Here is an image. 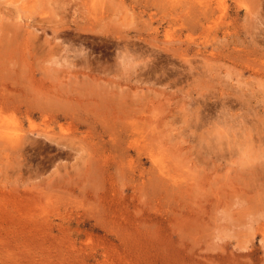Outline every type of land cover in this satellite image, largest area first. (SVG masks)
Returning <instances> with one entry per match:
<instances>
[{"label": "rangeland", "instance_id": "1", "mask_svg": "<svg viewBox=\"0 0 264 264\" xmlns=\"http://www.w3.org/2000/svg\"><path fill=\"white\" fill-rule=\"evenodd\" d=\"M4 1L0 2V9L4 10L0 11V24L4 20L11 22L17 34H21L17 36L21 40L17 42L15 58L12 61L0 58V79L8 82V89H0L8 91H2L6 95L15 94L11 91L15 78L22 81L30 75L38 80L46 78L48 72L68 74L70 71L71 74L77 67L81 69L82 56L86 57L88 51L97 56L103 55V49L108 50L104 57L109 59V64L115 63L118 61L114 53L116 34H124L123 41L139 42L143 49L170 44L169 40L176 47L181 44L180 50L189 42L190 47H186L187 54L160 60H148L129 51L132 55L127 57L128 65L124 63L118 71L103 74L102 81L115 94L126 95L134 106L147 110L170 98L169 106L174 110L163 122V137L170 142L180 140L179 145L184 147L180 153L165 157L168 161L163 158L167 162L164 165H168L164 169L169 172L161 176L163 180L156 177L159 173L148 157L150 147L138 150L132 146L127 150L124 149L127 142L120 145L121 127L112 128L115 134L105 133L103 138L96 133L98 129L94 134L84 131L89 129L84 115L93 108L96 110L93 104L76 105V111L83 113L78 112V116H82L85 127L80 128L83 132L65 137L66 153L59 158L51 157L58 152L57 143L44 135L32 133L43 140L46 154L28 151L21 155L9 144L10 137L0 136V264H264V239L260 232L264 226V190L254 192L260 180L251 178L250 172L238 174L250 166L249 158L264 172V140L262 151L245 145L241 153L236 152L234 162H226L228 155L235 152L226 149L230 146L237 149L238 145H228L216 138L221 132L219 125H224L217 118L221 101L236 97L242 104L238 108L234 101L231 109L236 114V126L237 121L243 128L255 120L250 125L255 128H247L256 135L258 125L260 134L264 135V0H223L220 5L219 0H212L211 8L206 7L208 16L201 13L197 0H126L128 16H124V10L116 9L118 12L114 13L111 9L114 16L110 14V20L107 17L94 22L89 18L88 5L83 4L87 0H32L30 6H22L25 0L5 1L7 4ZM173 4L177 5L173 7ZM210 15L213 18L202 27L200 20L205 21ZM115 16L120 17H117L119 23ZM54 26L63 31L61 39L53 36ZM113 27L117 29L114 34ZM188 33L191 41H185ZM82 36L87 40L83 42ZM49 39L58 46L53 45L58 48L59 59L50 50L48 53ZM1 41L0 54L5 50ZM80 45L82 48H77ZM40 48L44 54L39 52ZM32 52L36 54L33 57ZM48 56L55 57V61ZM61 61L64 66L59 64ZM70 62L78 66L72 69ZM131 62L138 63L130 67ZM150 66H156L154 73L147 71ZM196 103L205 104L199 108L204 110L208 128L220 122L214 128L219 134L215 135L212 129L207 142L200 140L197 133L184 131L188 123L193 124L190 119L197 114L193 112ZM160 106L164 108L168 104ZM10 109H0V118L6 120L10 127L7 129L14 133L12 136L15 130L28 132L30 126L25 113L15 107ZM238 110L245 111L247 117ZM239 114L245 117L244 121L243 117L239 118L244 123L237 120ZM90 115L93 116L92 112ZM229 115L225 119H232ZM40 117L37 109L33 119L39 127L43 125ZM62 122L67 123L61 119L53 126L56 134L49 127V135L57 136ZM111 124H120L118 117ZM236 126L232 128L237 129ZM179 131H183L180 135L184 137H178ZM226 152V158L221 157ZM186 156L191 159H184ZM195 168L201 171L195 172ZM188 173L202 178V186L185 185L182 178L193 176ZM190 178L191 182L194 178ZM217 179H222L219 184L215 182ZM187 186L193 189L187 190ZM235 188L237 192L238 188L244 190L245 200L234 195ZM251 248V255H245Z\"/></svg>", "mask_w": 264, "mask_h": 264}, {"label": "bare ground", "instance_id": "2", "mask_svg": "<svg viewBox=\"0 0 264 264\" xmlns=\"http://www.w3.org/2000/svg\"><path fill=\"white\" fill-rule=\"evenodd\" d=\"M1 1L2 0H0V2ZM5 1L6 2L8 1L9 3H15V1H17V0H5ZM31 1L32 0H25L24 4L22 6H26V5L30 6ZM211 1L212 0H209V2L204 1V0H197L195 2L199 6L200 10H202L201 13H203L204 15H207L206 13L208 12L209 8H211V6H212ZM189 2H193V0H190ZM189 2H187V3H189ZM126 3H127L126 0H87L83 4L88 5L87 11H90V15H91V16L90 15H88V16H90L89 17L90 20L92 19V21L94 22V21L104 20L107 17L110 20L109 16L112 15L110 13L111 9L115 10V12L111 10V12H114V13H117L119 10H122V11L124 10V12H123V14H124L125 10L128 9V6L126 5ZM221 3L223 4V0H219V5ZM176 5L177 4H175V5L173 4V7ZM191 5H192V7H194V5L190 3L189 6H191ZM171 6L172 5H170L169 7H171ZM173 7H171V8H173ZM206 7L208 8V10H206L207 9ZM196 8H197V6H196ZM223 8H225V6ZM223 8H219V9H221V11H222ZM116 9H118V11H116ZM191 9L192 8H190V10ZM2 10L3 9H0V11H2ZM195 10H198V9H195ZM213 10L215 12L216 9L213 7ZM197 12H199V11H197ZM8 13H6V14H8V15L11 14L10 12H8ZM128 13L129 12L127 11V14L125 13L124 16H126V15L128 16ZM4 16H5V14H4ZM4 16H2V18ZM112 16H114V15H112ZM119 16H115L116 17L115 20L118 23H119V21H117V19L121 17V16L120 17ZM5 17L3 19H5ZM211 17L213 18V16L210 15V17H208L205 21L200 20L202 27H204V28L206 27L207 21H209V19ZM121 18L123 19V17H121ZM124 20H126V18H124ZM213 20H216V19H213ZM4 21L2 22V20H1L2 23L0 24V30H1L0 31V38L2 39L1 42L5 46V50L1 52L0 58L4 61L7 59H9V61H12L15 58V49L19 48V45L17 42H18V40H21V38L19 39L17 36L20 37L21 34L20 35H18L19 33L17 34V31L15 30V26H14L15 24H13L11 22H6V21L4 22ZM121 22H122V20H121ZM111 23L112 22H110L109 24H111ZM115 24H117V23H115ZM118 28H119V26H118ZM59 29H60V27H59ZM59 29L55 26L52 27L51 32L53 33V36L56 39L62 37V35H63V31L61 32V29H60V31H59ZM115 30L116 31H114L113 34L115 32H117V29H115ZM192 30H194V29H192ZM64 33H65V31H64ZM67 35H68V33L66 34V36ZM116 35H117V37H116L117 41L114 44L115 45L114 46V48H115L114 53L116 55V58H118V61H116L117 63L114 61L115 63L109 64V62H108L109 59L107 61L106 57H104L105 55L107 56L108 50L105 51V49H103L104 50L103 55H97V56L90 55V52H92V51H88L89 53H85L87 55L86 57H85V55L82 56L83 60L81 61V63H80V61H78V63H80V65H81V66L79 65L80 66L79 68H81V69H78V67H77L76 70H72L71 74H69L70 71L68 72V74H65V73L62 74L61 72L59 74L58 73L57 74H51L50 72L47 71V69H45V66H44V70L46 72H48V74H46V78L36 80V79H33L32 76L29 75L28 77L24 78L27 80L23 79L22 81H20L19 78L18 79L15 78V80L12 79L13 81L11 80L12 81L11 91H15V94H12V95H9V94L6 95L5 94V92H8V91L4 90V89H8V82L5 79H2V80L0 79V87H3L4 89L2 91H5V92H2L0 89V109L6 111L7 109L11 110L10 109L11 107H15V110H18L20 113L23 114V112H24L28 118V121H29L30 128H29L28 132L25 131L24 133L23 132L21 133V132H17L15 130V136H12V135H14V133H13V131L10 132V130L7 129V127H9V126L6 125V123H7L6 120H3L2 118H0V136L1 137L5 136L8 138L10 137L9 138L10 140H8L9 144L12 145L13 147H15V152L17 153V155H21L24 152L27 153L28 151H30L31 153L32 152H35V153L45 152V150L43 148V144H42L43 140H40L36 136H34L32 134L34 132L37 133L38 135H44L45 137H47L50 140H53L54 142L57 143L58 152L51 154V157L55 156V157L59 158L61 155L66 153L63 151L64 145L66 143L65 137L70 136L71 134H74V133L79 132V131L83 132V130H81L80 128L82 125L85 127V125L83 124L84 120H83L82 116L81 117L78 116V112H80L81 115H83V113L81 111H76V105L78 104V106H80V105H82L81 103L84 102L86 104L87 103L93 104L97 110L96 111L93 108L92 111L89 110V112L86 115H84L85 116V122L87 123L86 127L89 128V129L86 128L84 130L85 132H88V134H90L93 131H95V129L96 130L98 129V132H96V133L98 134L99 137L103 138L105 136L104 135L105 133L108 134V136L115 134V132L112 131V128L114 129V128H118V127L120 128L121 127V129L118 130L119 135H121L120 145H124L127 142L128 146L124 147V149H127V150H129L132 146H137L138 150H140L143 147H146V149L148 147H150V152L148 153V157L151 159L152 163H154L155 168L157 169V171L159 173V175L158 176L156 175V177L160 178V180H163L161 176L168 175V173H169V172H167L168 170L166 171V169H164L165 166L167 165L166 164L167 162L165 161L167 159L165 157H169L170 155L173 156V154H175V153H180L181 152L180 150H182L184 147L182 145H179L180 140L170 142L167 138L163 137L164 130H165L163 128V125L166 122L165 118L169 115L170 111L174 110V108H171L169 106L170 105L169 104L170 98L169 97L166 98L168 100L167 102H165L168 104L167 107L161 108L160 105L165 104L163 102L160 104L153 105L152 107H149V109L146 110L147 107L144 108V107H139L137 105H136L137 106L136 107V106L130 104V100H129V98L127 99L126 95H123L121 93L115 94L108 87V83H104L102 80H103V76H104L103 74L109 75L113 70L118 71V69L120 68V65H123L124 63H126V65H128L129 62L127 61V57H130L129 54L132 55V53H133V54H136L137 56L145 57L147 59L149 58L148 60L169 59L175 54H177L179 56L187 54V50H188L187 48L190 47V44H189L190 42L189 43L186 42V43H188V44H186L187 48L185 47L182 50H180V49L183 46L181 44H179V46H177V47L174 46L175 44H173L172 40H169V41H171L170 44H165L163 46H161L159 44L158 45L155 44V47L154 46H150V47L147 46L148 48L143 49L140 46V43L137 41L130 40V39H127V40L124 39V41H123L122 36L124 34L120 33V34H116ZM186 35H187V39H185V41H191V39H192L191 33H188ZM71 37L73 39V36H71ZM139 37L141 38V36H139ZM55 38H53V40ZM50 39L48 40L47 51L50 50V53L53 54V56L57 57L56 55H58L57 54L58 48H56V47H58V46L55 44H53V45H55L56 47L53 46L51 44L53 42V40L51 42ZM75 39H77V37H75ZM81 40L82 41L85 40V36H84V38L82 36ZM86 40H87V38H86ZM56 41H58V40H56ZM89 42L90 41H87V44ZM15 43L17 44V47L15 46ZM59 43H61V42H59ZM32 44H33V42H32ZM151 44L153 45L154 43H151ZM3 45H2V47H3ZM38 45L39 44L37 43L36 46H38ZM136 45H139V47H135ZM20 46L22 49L23 46L21 43H20ZM27 46L29 47L30 43ZM32 46H31V48H32ZM92 46H93V44H92ZM95 46H94V48H95ZM70 47H71V45L70 46L68 45V48H70ZM80 47L82 48L81 45L79 47L77 46V48H79V49H80ZM41 48L43 49L44 47L42 46ZM41 48H40V50L38 49L40 53L43 52V50L41 51ZM71 48L73 50V46ZM105 48H106V46H105ZM29 49H30V47H29ZM60 49H62V48L60 47ZM60 49H59V51H61ZM107 49H109V48H107ZM111 49H113V47ZM65 50L66 49L64 48V51ZM72 50H71V52H72ZM44 51H46V50H44ZM74 51L76 52V50H74ZM129 51L132 53H129ZM52 52H56L55 55ZM75 52H73V53L75 54ZM83 52L84 51H82V53ZM40 53L37 52L36 54L39 55ZM44 53L45 52H43L41 54H44ZM48 53H49V51H48ZM100 53H102V52H100ZM114 53H113V55H114ZM36 54L34 52L30 53L31 56L32 55L35 56ZM65 54H66V52H65ZM78 54H76L75 57H77ZM59 55L63 56V55H61V53ZM48 57H50V56H48ZM48 57H46V58H48ZM55 57H54V59H56ZM82 57H80V58L82 59ZM131 57L133 60L134 59L133 56H131ZM37 58H38V56H37ZM39 58H42V56ZM62 58L60 60H62ZM54 59L51 58L50 60H54ZM119 59H121V60H119ZM21 60H22V58H21ZM37 60H36V64H38ZM42 61L44 62V60H42ZM134 61H135V59H134ZM56 62H57V60H56ZM56 62H55V64H56ZM63 62L64 61H61V63L59 62V64H62V66H64L65 64L63 65ZM66 63H68V60ZM78 63H73V64L71 63L72 66H70V67H72V69H73L74 66H78ZM134 63L131 62L129 64V66L131 67L132 65H134ZM137 63H135V64H137ZM50 64H51V62H50ZM55 64L54 65L52 64V65L55 67ZM146 64L148 65L147 62H146ZM42 65H44V64H42ZM42 65H41V68H42ZM39 66H40V64H39ZM59 67L60 66L58 65V68ZM67 67H68V65H67ZM126 67H128V66H126ZM155 67L156 66H150L147 71L154 73ZM50 69L52 70V68H50ZM61 69L62 68L60 67V70ZM62 72H64V71H62ZM65 77L69 78L68 82H66L68 78L66 80H64ZM240 84L241 83H239V85ZM100 89H102V90H100ZM230 96H231V94H230ZM238 98L237 97L235 99L234 98L233 99L228 98V101H226V100L221 101L220 110H219L217 118L220 119V121L225 126L223 125V127H222V125H219V123H220L219 121L218 122L213 121L214 124H213V122L212 123L210 122L211 124L214 125V126L211 125V126H213V128H212L213 130L215 128V125H216V128H218V125L221 128H223V130H220L221 128L219 127V130H218V131H221L220 132L221 135L219 134L217 129H215L217 132L214 130L215 135L219 134L218 136H216L217 140L223 139V140H225V142L228 143V145H230L231 143L233 145H238L237 149H235L231 146L226 149V150L235 151V152H231V154L228 155L226 162L228 160L234 162L233 157L235 156L236 152L237 151L240 152L241 150H243L245 145L246 146L250 145L251 148H254L253 150H255V149L261 150L260 146L264 140V135L260 134V131L262 133V130L259 131V127L257 124H256L257 126L256 125L255 126L258 128V131L256 130V132H257L256 135H258V137L254 134L255 132L253 133V132L249 131L250 130L249 128H247L248 126L252 125V123L254 124L255 120L250 121L249 125L246 124L245 127H243V128H241V126H243V125H240L239 121H237L238 126H236V122H234V120L236 119V116H235L236 114H234L235 111H233V113H231V109L234 107L233 105H235L234 101H236V99H238ZM242 98H241V100H242ZM198 100L199 99H197L196 101H198ZM135 103L136 102H134V104ZM199 103H196L194 105V107L192 105V107L194 108L193 112H195L197 114H194L193 118L190 119V121H193V124L188 123V125H187L188 128H184V131L186 134H188V132L197 133L199 135L198 137L200 140L207 142L209 140L208 138L212 137V136H210V134H211V132H213V130L211 129V127L208 128L209 122L207 123L206 118L204 117L205 116V114L203 113L204 110L199 108L200 105L203 106L205 104L202 105ZM239 103H238V105H239L238 108H240L242 106V104H239ZM37 109L41 115L40 118L43 120V125L41 124L42 125L41 127H39V125H37L38 123L36 124L34 119H33V116L35 115V112ZM164 111L166 113L161 115L160 113H162ZM190 111H191V108L189 109V111L187 113L190 114ZM238 111H237V113H238ZM0 112H2V111H0ZM91 112H92L93 116L90 115ZM239 112H240V114H242L243 111H239ZM149 113H151L150 116L148 115ZM201 113H203V114L201 115ZM243 113H244V116H246L247 113H245V111ZM228 114H230L229 116L232 119H230L229 117L227 119H225V116ZM240 114H239V116H240ZM244 116H240V117L237 116V118H238L237 120L242 121L239 118L243 117V121H244V118H245ZM117 117H118V120L120 121V124H117V126H115L114 124H111V123H112V121L115 122ZM61 119H65V122H67V123L65 124L62 122L58 125V127H59L58 131L59 132H58L57 136L49 135V133H50L49 127L51 128L52 133L56 134V132L54 130V128H56V127H53V126H55V124L57 122H59ZM246 119H250V118H246ZM130 120H131V122H130ZM246 121H248V120H245V122ZM36 126H38V127H36ZM234 126L238 127L237 128L238 130L232 128ZM250 127L255 128L254 126L253 127L250 126ZM15 129H17V127ZM197 129H200V130L197 132L196 131ZM209 129L211 131H209ZM9 132H10V136L8 135ZM182 132L183 131L178 132L177 135H179L178 136L179 138L184 137V136H181ZM92 134H94V133H92ZM254 135L257 138H255ZM248 137H249V139H248ZM256 141H258V144L256 143L257 145H255ZM32 144H35V145H32ZM47 145H49V144L47 143ZM45 149H46V147H45ZM45 154H46V152H45ZM103 155H104V151H103ZM223 156H224V158H226L227 152L223 153L221 155V157H223ZM51 157H49V158H51ZM163 158L165 160H163ZM184 159L190 160L191 158H187V156H186V157H184ZM249 160H250V162H248V164H250V166H249L250 168L245 167L246 169H243L238 174L243 175L247 172H250L249 175L251 176V178H254V180H260L258 183H256L255 190H254V192L260 193L264 190V187H263L264 186V172L262 170H260L259 168L255 167L257 164H255V161H253V159L249 158ZM164 162H166L165 163L166 165H164ZM244 163H246V162L244 161ZM262 169L264 170V168H262ZM200 171L201 170L196 169L195 172L199 173ZM236 172H237V170H236ZM236 172H235V174H236ZM163 173H165V174H163ZM188 174H190V173H188ZM190 175H193L190 177L194 178L191 182H190V180L192 178H190L189 176H186L185 179L182 178V182L185 185L188 184V185H192L195 187H199V186L201 187L202 184L204 183V182H202V178L198 179L197 175L194 177L195 174H190ZM201 177H203V176H201ZM158 178L156 181H158L160 183ZM221 180L222 179H219V180L217 179L216 181L215 180H213V181H215L217 184H219L218 182H221ZM182 182H181V184H183ZM231 185H233V184H231ZM188 188L191 190L193 189V188L187 186V190H188ZM180 189H183V187H181ZM219 189H223V187H219ZM236 190H237V188L234 189V191H236ZM231 192H233V191H231ZM244 193L245 192L243 189L238 188V192L236 191L234 193V195H238L239 197H242L245 200V198L243 197ZM253 196H254V194L252 195V197ZM260 230H261L260 231L261 232V238L264 239V226H261ZM244 248H248V247L244 246ZM253 248L248 249V251L245 252V255L246 254H247V256L251 255V253L253 252Z\"/></svg>", "mask_w": 264, "mask_h": 264}]
</instances>
